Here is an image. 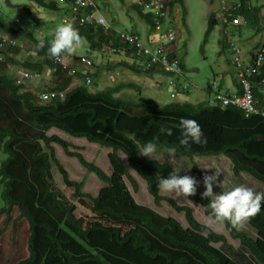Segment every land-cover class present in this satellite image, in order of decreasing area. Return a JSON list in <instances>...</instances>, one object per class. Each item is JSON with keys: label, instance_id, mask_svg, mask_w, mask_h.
Segmentation results:
<instances>
[{"label": "trees", "instance_id": "16d2710c", "mask_svg": "<svg viewBox=\"0 0 264 264\" xmlns=\"http://www.w3.org/2000/svg\"><path fill=\"white\" fill-rule=\"evenodd\" d=\"M28 1L44 10L59 11L64 19L71 17L70 5L66 0ZM57 1L63 2V9ZM93 2L95 15H100L95 0ZM146 2L132 0L127 10L134 11L146 25L144 46L160 44L164 47L159 39L163 33L157 34L156 24L162 26L165 22L169 23L174 7L181 5L182 0H167L169 14L164 21L142 12ZM5 3L8 4L9 0H5ZM222 3L225 8L221 18L241 20V24L236 26L222 22L224 29H229L233 36L239 35L242 27L253 28L256 33L264 28L263 7L252 6L249 0ZM218 20L215 13L209 15L206 36ZM14 22L0 12V33L16 42L15 46L3 48L0 54V154L5 155L0 163V198L3 202L0 215L5 214L8 222L10 213L16 208L17 219H24L28 228L29 255L15 264H238L214 246L227 247L226 236L197 222L189 207L179 206L172 198L160 194L157 177L166 176L173 168L168 162L138 155V145L152 141L158 149L167 151L172 148L175 158L189 161L190 171L200 181L204 173L197 170L194 158L224 157L230 164L232 176L244 173L264 186V118L260 115L245 117L238 108L214 102V94L220 91L216 83L215 91L206 84L210 101L194 105L185 102L160 106L140 97L133 100L115 96L122 88L137 89L132 83L118 82L100 91H90L89 87H94L96 83L97 74L90 75L87 69L85 75L90 77V85L84 83V76L78 72L74 76L81 82L71 85V76L61 66H56L55 73L51 72L55 84L46 91H63V98L42 101L28 86L17 85L10 70L23 68L40 72L47 68L50 71L54 67L52 60L55 57L48 54L47 48L52 37L37 33L38 36L35 30L16 26ZM73 27L85 39L90 52L115 56L113 61L107 63L108 69L120 67L131 74L148 78L160 72L166 78L165 86L170 89L169 98L189 94L191 84L184 76V66L175 52H168L167 56L168 59L177 58L181 76H172L156 66H138L137 57L133 55L135 46L120 40L116 33L119 30L112 26L104 29L92 23L73 24ZM125 33L140 39L136 32ZM40 39L44 40V44L37 47ZM23 42L29 45L33 58L22 53L20 45ZM225 42L226 39L221 42L222 50ZM259 47L256 44L248 52L249 57L245 58L248 63ZM112 48L116 52L110 54ZM263 78L264 64L249 78L256 107L261 111H264V86L259 82ZM236 85L235 91L240 94L237 81ZM181 118L193 119L199 124L203 143L179 144L180 130L177 125ZM161 125L171 128L172 134L159 133ZM50 129L108 149L111 173L105 174L93 162L84 160L81 154L68 151V148H73L69 142L56 135L47 136ZM52 144L59 146L67 156L75 158L87 173L93 174L102 184L94 197L82 192L83 181L68 178L55 158ZM119 153L124 156L128 169L144 181L153 205L159 207L161 202H166L176 213L183 214L186 228L177 220L164 217L133 200L124 179L134 193H137L138 185ZM52 167L60 174L64 186L73 190L74 200L81 205H85L86 201L89 203L91 216H77L75 204L54 189ZM219 190L223 189L213 188L214 192ZM186 199L199 204L204 214L211 218L208 198L202 199L195 192ZM244 223L254 232V236L227 221L220 225L230 239L238 241L240 247L249 253L246 252L254 263L264 264V201L260 203V211Z\"/></svg>", "mask_w": 264, "mask_h": 264}, {"label": "rangeland", "instance_id": "374dc122", "mask_svg": "<svg viewBox=\"0 0 264 264\" xmlns=\"http://www.w3.org/2000/svg\"><path fill=\"white\" fill-rule=\"evenodd\" d=\"M224 1L230 3V1L233 0H182L181 5L174 7L170 22H165L161 26L163 34L167 31L173 33L174 39L171 43L168 42L167 39H162L161 44H163L166 53L175 52L176 56L182 61L185 69L184 76L191 84L188 87V95L179 94L174 98H169L170 89L165 86V82L162 81V78L158 79L157 76L155 78L138 77V75L131 74L129 71L118 67L111 69L116 71L111 75V80L109 81L106 79V81L114 85L115 83L113 81L117 80V82L132 83L137 89L122 88L115 96L128 97L133 100L140 97L158 103L160 106L169 103L185 102L194 105L210 101V94L206 91V84L209 82L214 81L216 85L220 84L222 89L220 91L225 90L226 87L231 89V82L236 80V69L233 65L234 61L236 59H240L241 61L246 60L248 58V52L252 50L251 48L256 44L258 46L264 45V28L256 33L253 28L242 27L240 34H235L233 36L229 29L227 31L224 29L222 21L218 20L217 25H215L206 36L207 18L211 13L219 15L221 12V10H219L220 5ZM105 2L106 7L103 6ZM130 2V0H95L98 11L103 15L105 21L109 23L110 26L119 31L136 32L140 35L141 41L145 43L147 35L146 25L137 17L134 11L127 10V6ZM249 2L252 6L263 7L262 11L264 13V0H249ZM9 3L11 5H8ZM9 3L7 4L5 0H0V12H3L7 17L16 21L14 22L16 26L18 25L24 28L27 26L29 29L35 30L34 33L36 35L39 33L43 36L52 37L55 27L62 23L61 18H63V16L59 11L52 12L38 8L28 0H9ZM57 4L63 9L62 2L57 1ZM23 8L26 10H22ZM98 11L96 13H99ZM71 24L73 25V23ZM1 36L7 35L1 34ZM224 39H226L227 42H225L226 46L222 50L221 42ZM19 41L22 42L21 39H19ZM230 43L235 44L240 50L238 55L232 52ZM20 48L23 54L30 52L29 45L26 42L21 43ZM72 56L78 57L81 60L74 62L70 59L71 66L77 70L85 67V70L87 69L90 75L92 74V62L94 63L96 60L101 61L102 58L99 53H92L89 51L84 38H82L81 48L71 54L64 53L65 58H70ZM113 57L115 58V56ZM113 57L107 53V57L102 59L108 63L114 60ZM21 58L23 59V57ZM86 59H90V61L88 62ZM10 72H12L13 75L15 74L12 69ZM39 73L41 79L38 82L27 83L28 87L36 93L49 90L55 84V78L47 68H43ZM160 81L161 83L158 84ZM80 82L81 80L78 79L77 76L71 77V85H76ZM98 83L95 84L96 87L90 86L89 90L92 92L100 91L108 86ZM227 83H229V86H227ZM231 92L232 90L230 93ZM46 135H56L62 140L69 142L73 148H68V151L81 154L84 160L93 162L105 174L109 175L111 173L107 160L108 149L101 148L93 143H88L81 138H71L56 129H50ZM51 146L54 148L55 158L67 173L68 178L76 182L83 181L82 192L94 197L102 187V184L99 183L97 178L93 174L87 173L86 170L78 164L75 158L67 156L59 146L55 144ZM119 156L127 167L124 156L120 153ZM143 157L145 159H150L146 156ZM4 159L5 155L0 154V163ZM152 159L158 162H168L171 164L173 170H180L178 172L179 174L193 176L200 182L190 171L189 161L185 158L177 159L174 156L169 158L168 152L165 149L157 148ZM194 161L197 170L204 174H211L212 171L217 172V178L218 180H222L225 189H230L231 187L242 184L251 187L254 192L259 191L264 193V186L252 177L244 173H241L237 177L232 176L230 164L224 157H198L194 158ZM201 167L208 169H203ZM127 170L138 185L137 193L132 191L126 179H124V183L133 200L138 205L150 208L164 217L173 218L177 220L182 227H187L183 214L176 213L166 202H161L159 207L154 206L151 197L146 191L144 181L132 170L128 169V167ZM51 176L54 189L61 192L69 201L75 204L76 215L83 218L91 216L88 208L89 203L86 201L85 205H81L73 199V190L64 186L60 174L55 167L51 168ZM202 191L203 185L202 183H198L196 192L200 194ZM160 194L172 198L179 206L189 207L197 222L208 227L215 233L226 236L227 247H222L219 244H215L214 246L220 248L230 259L238 264H258L254 263L248 256L249 253L246 251L247 254L245 250L240 247L238 241L228 237L222 225L210 223L211 218L204 214V210L199 204L188 201L183 197L178 198L175 194L166 193L162 190H160ZM261 201H264V199ZM2 207L3 202L0 198V208ZM17 218L18 210L16 208L10 213V220L8 222L5 214L0 215V264H15L29 255L27 248V223L24 219ZM238 227L243 228L249 235L254 236V232L250 230L245 223H242ZM230 248H232V251Z\"/></svg>", "mask_w": 264, "mask_h": 264}, {"label": "built area", "instance_id": "2783aa9c", "mask_svg": "<svg viewBox=\"0 0 264 264\" xmlns=\"http://www.w3.org/2000/svg\"><path fill=\"white\" fill-rule=\"evenodd\" d=\"M70 5L71 9V17L69 19H62V22H71L73 24L84 25V24H97L102 26L104 29H110L109 24L105 21V19L101 15H95V5L93 0H66ZM132 1V0H131ZM142 6V12L148 13L153 17L162 19L163 21L168 19V6L167 0H147ZM137 2V1H136ZM63 3V2H62ZM225 8V6H220V10ZM86 9L90 11H86ZM93 9V10H92ZM215 14L217 19H220L223 23H227L230 25H239L240 19L235 18L231 21L221 18L222 13ZM157 34L161 32V25L159 23L156 24ZM119 35L120 40L127 42L131 45H134L136 50L133 55L137 57L138 66L147 67V66H156L160 71L167 72L173 74L172 76H181V70L178 66V60L176 59H168V54L164 51V47L160 44L154 47L144 46L143 42L140 41L139 37L130 33L116 31ZM163 35L160 40L167 39L168 42L171 43L173 41V34L170 31H167ZM16 42L12 40L9 36H1L0 35V52L3 48L7 46H15ZM230 48L235 55H238L240 50L236 47L235 44H231ZM116 52L114 48L109 50V53ZM30 58L34 57L32 52H27L25 54ZM252 60L250 63L247 61H241L240 59H236L234 61V67L236 68V81L239 84L240 94H237L236 91L231 94H221L216 93L213 96L214 102H219L221 106H232L240 109L245 117L250 115H260L264 118V111H261L256 107V101L254 95L251 92V82L249 78L257 73L259 66L264 64V45H261L256 51H254V55L251 56ZM54 67L50 69V72L55 73L56 66H61L63 70L67 71V74L71 77H74L75 73L78 72L82 74L84 77V83L86 85H90L91 79L86 76L85 68H81L77 70L68 64V62L64 61L62 57H55L53 60ZM15 83L17 85L28 86L31 82H38L41 77L40 73L37 71H29L27 69L19 68L16 69L14 75ZM28 83V84H27ZM211 88H215L213 83H210ZM259 85L264 86V78L260 80ZM38 99L42 101H49L52 99H61L64 96L63 91H40L37 94Z\"/></svg>", "mask_w": 264, "mask_h": 264}, {"label": "clouds", "instance_id": "9594fccd", "mask_svg": "<svg viewBox=\"0 0 264 264\" xmlns=\"http://www.w3.org/2000/svg\"><path fill=\"white\" fill-rule=\"evenodd\" d=\"M43 44L44 40L40 39L37 47L43 46ZM81 46L82 37L74 29L71 22H64L55 27L52 38L48 41L47 52L51 57H59L61 53L71 54L81 48ZM210 83H213L215 87L214 81L208 84L211 85ZM211 89L215 91V88ZM217 93L226 94L221 91ZM177 127L180 130V145H188L190 142L203 143V134L199 124L195 120L181 118ZM158 132L166 135L172 134L171 128L163 125L158 128ZM156 151L157 145L152 141H146L142 145H138L137 154L152 159ZM167 151L169 158H171L174 155V150L169 148ZM179 171L172 170L166 176H158L157 187L163 192L175 194L178 198H187L196 192L197 184L202 182L203 191L200 193V196L202 199L208 198V208L210 209L211 216L210 223L223 224L227 221L233 227H238L246 222L249 217L260 211V203L264 199V193L259 191L254 192L251 187L242 184L225 189L222 180H218L217 172L215 171H212L211 174H202V181L200 182L190 175H177ZM214 187H219V189L223 190L213 192Z\"/></svg>", "mask_w": 264, "mask_h": 264}, {"label": "crops", "instance_id": "0c3cea01", "mask_svg": "<svg viewBox=\"0 0 264 264\" xmlns=\"http://www.w3.org/2000/svg\"><path fill=\"white\" fill-rule=\"evenodd\" d=\"M103 1H105V0H103ZM131 1V0H130ZM132 2V1H131ZM62 6H63V4H62ZM101 15V14H100ZM102 17H103V15H101ZM104 18V17H103ZM61 20H62V18H61ZM261 46V45H260ZM94 56V55H93ZM100 56H101V54H100ZM61 57L63 58V60L64 61H66V62H68V64L71 66L72 64H71V62H70V59L72 60V61H74V62H77V61H79V59H75V58H78V57H75V56H72V57H70V58H65L64 57V53H62V55H61ZM102 58H105V57H107V54H105L104 56H101ZM101 58V61H99V60H96L94 63L92 62V74H97L96 76V83H101L102 85H104V86H106V85H108L107 87H110V86H113L114 84L113 83H108L107 81H106V79L107 80H111V75L113 74V72L114 71H116V70H111V71H108V70H110V69H108V64L103 60ZM114 58V57H113ZM246 58V57H245ZM105 63H104V62ZM77 67V66H76ZM82 68H85V67H82ZM117 70H121V69H117ZM124 76H125V74H124ZM157 76V78L159 79V78H162L163 80L162 81H164L165 82V80H166V78H165V76L164 75H162L160 72H156L155 74H153L152 75V77H156ZM138 77H142V76H138ZM152 77H149V78H152ZM118 81V80H117ZM117 81H113L115 84H117L118 82ZM119 82H122V81H119ZM95 83V84H96ZM98 83V84H99ZM161 83V81L158 83V84H160ZM221 85L220 84H218V87L220 88V90H222L221 89V87H220ZM227 86H229V83H227ZM94 87H96V85H94ZM230 88L231 89H229V87H226V89L225 90H223V91H221V92H224V93H226V92H229L230 93V91L232 90V92H234L236 89H237V85H236V81H234V82H231V86H230ZM230 90V91H229ZM231 92V93H232Z\"/></svg>", "mask_w": 264, "mask_h": 264}, {"label": "water", "instance_id": "95a60500", "mask_svg": "<svg viewBox=\"0 0 264 264\" xmlns=\"http://www.w3.org/2000/svg\"><path fill=\"white\" fill-rule=\"evenodd\" d=\"M75 59H79V58H75ZM79 60H81V59H79Z\"/></svg>", "mask_w": 264, "mask_h": 264}, {"label": "bare ground", "instance_id": "6f19581e", "mask_svg": "<svg viewBox=\"0 0 264 264\" xmlns=\"http://www.w3.org/2000/svg\"><path fill=\"white\" fill-rule=\"evenodd\" d=\"M0 54H2V53L0 52Z\"/></svg>", "mask_w": 264, "mask_h": 264}]
</instances>
